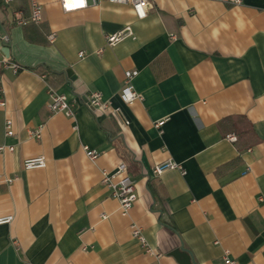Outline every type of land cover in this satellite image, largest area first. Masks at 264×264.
<instances>
[{"label":"crops","instance_id":"obj_1","mask_svg":"<svg viewBox=\"0 0 264 264\" xmlns=\"http://www.w3.org/2000/svg\"><path fill=\"white\" fill-rule=\"evenodd\" d=\"M41 3L42 21L19 25L14 12L28 15L30 1L0 0L2 53L22 67L2 77L0 145L15 149L0 152V217L13 215L0 225V264H180L176 249L195 264H264V0H148L143 19L110 1L73 12ZM125 25L134 35L109 45ZM134 69L143 99L125 103ZM49 87L73 117L51 112ZM94 90L108 111L90 105ZM37 156L47 166L26 170ZM168 158L184 172L156 175ZM120 161L138 195L127 215L102 182Z\"/></svg>","mask_w":264,"mask_h":264},{"label":"built area","instance_id":"obj_2","mask_svg":"<svg viewBox=\"0 0 264 264\" xmlns=\"http://www.w3.org/2000/svg\"><path fill=\"white\" fill-rule=\"evenodd\" d=\"M6 5H11L18 0H3ZM30 1V13L25 15L22 11L18 10L14 12V18L17 24L27 25L29 23H40L42 21V11L43 6L41 0H29ZM101 1H110L112 3L119 4H129L132 6L135 15L138 19H143L148 15V0H59L63 11L73 12L81 9H86L89 7L90 3L97 4ZM234 3H239L240 0H230ZM134 35V31L131 25H125L123 28L118 30L115 33L107 35V42L109 45H116L127 38H130ZM55 34L49 35V39L53 40ZM2 40L5 43L10 42V37L4 35ZM83 55V53H81ZM22 67L14 62L10 56H5L2 53L0 46V97L4 94V87L2 83V77L6 70H12L14 73H17ZM138 74L137 70H128L125 73V81L121 88V98L125 103H131L135 100L143 99L141 93H139L133 85V79ZM48 95L50 98L49 109L52 113L63 112L67 116L73 117L75 115L76 109L73 104L68 100V97L65 93H59L54 88H48ZM89 103L92 107L100 108L104 111L110 109V103L103 99V95L100 91H91L89 94ZM0 104L5 106V101L1 99ZM167 119H161L155 123V126L162 132V127ZM5 134L10 136L14 134L13 121L11 118L6 117L5 119ZM31 134L35 137H39L41 134V129H36L31 131ZM228 138L231 141H236L237 137L235 134L228 135ZM85 151L88 157L94 161L99 152L96 149H91L88 146H85ZM6 149L13 151L15 149L14 145H0V152L5 151ZM47 166V160L44 156L30 157L26 158L23 161V167L26 170L45 168ZM169 170H180L184 172L183 165L174 161L171 158H168L154 166L153 172L156 175H161L162 173ZM0 176V180H1ZM7 182L11 183L12 179H6ZM102 182L106 187L111 191L112 197L117 199L120 204V210L123 215L129 214L134 203L136 202L138 195L136 190V181L128 171V166L125 161H120L116 168L113 171H103ZM13 220V215L0 217V225L10 223ZM132 235L139 240L143 249L157 257L161 256V252L148 243L146 236L143 233L141 226L133 223L131 225ZM228 254V253H227ZM225 258L227 264H237V262L228 255Z\"/></svg>","mask_w":264,"mask_h":264},{"label":"water","instance_id":"obj_3","mask_svg":"<svg viewBox=\"0 0 264 264\" xmlns=\"http://www.w3.org/2000/svg\"><path fill=\"white\" fill-rule=\"evenodd\" d=\"M3 51L7 56H10L9 47H5ZM172 254L179 260L180 264H195L192 262L191 255L188 251L176 249Z\"/></svg>","mask_w":264,"mask_h":264},{"label":"trees","instance_id":"obj_4","mask_svg":"<svg viewBox=\"0 0 264 264\" xmlns=\"http://www.w3.org/2000/svg\"><path fill=\"white\" fill-rule=\"evenodd\" d=\"M30 24V23H29ZM32 24V23H31Z\"/></svg>","mask_w":264,"mask_h":264}]
</instances>
